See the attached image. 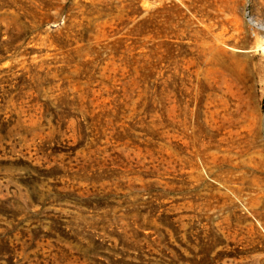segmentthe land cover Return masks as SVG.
<instances>
[{
    "label": "rangeland",
    "instance_id": "rangeland-1",
    "mask_svg": "<svg viewBox=\"0 0 264 264\" xmlns=\"http://www.w3.org/2000/svg\"><path fill=\"white\" fill-rule=\"evenodd\" d=\"M0 264H264V0H0Z\"/></svg>",
    "mask_w": 264,
    "mask_h": 264
},
{
    "label": "trees",
    "instance_id": "trees-1",
    "mask_svg": "<svg viewBox=\"0 0 264 264\" xmlns=\"http://www.w3.org/2000/svg\"><path fill=\"white\" fill-rule=\"evenodd\" d=\"M65 120V119H64Z\"/></svg>",
    "mask_w": 264,
    "mask_h": 264
}]
</instances>
